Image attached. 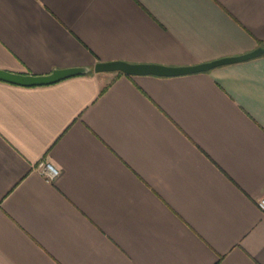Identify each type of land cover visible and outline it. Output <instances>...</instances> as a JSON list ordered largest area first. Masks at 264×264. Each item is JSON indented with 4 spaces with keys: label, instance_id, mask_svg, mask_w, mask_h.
Wrapping results in <instances>:
<instances>
[{
    "label": "crops",
    "instance_id": "0c3cea01",
    "mask_svg": "<svg viewBox=\"0 0 264 264\" xmlns=\"http://www.w3.org/2000/svg\"><path fill=\"white\" fill-rule=\"evenodd\" d=\"M70 68L0 81V264H264V0H0V70Z\"/></svg>",
    "mask_w": 264,
    "mask_h": 264
},
{
    "label": "water",
    "instance_id": "95a60500",
    "mask_svg": "<svg viewBox=\"0 0 264 264\" xmlns=\"http://www.w3.org/2000/svg\"><path fill=\"white\" fill-rule=\"evenodd\" d=\"M263 54L261 49H255L249 53L225 57L211 62L184 67H164L151 64H131L122 61L99 62L95 64L93 70L96 73H121L129 76L155 75V76H177L191 73L206 72L213 68L242 62L256 58ZM85 68H70L53 70L47 75L18 74L0 70V81L19 86H41L56 83L64 78L86 73Z\"/></svg>",
    "mask_w": 264,
    "mask_h": 264
},
{
    "label": "built area",
    "instance_id": "2783aa9c",
    "mask_svg": "<svg viewBox=\"0 0 264 264\" xmlns=\"http://www.w3.org/2000/svg\"><path fill=\"white\" fill-rule=\"evenodd\" d=\"M36 170L43 175L47 180L55 178L58 174L57 170L44 161H39L36 165ZM256 206L264 216V198L256 201Z\"/></svg>",
    "mask_w": 264,
    "mask_h": 264
}]
</instances>
